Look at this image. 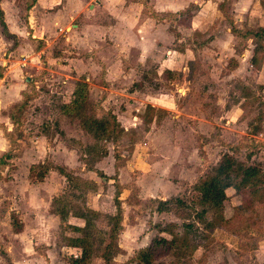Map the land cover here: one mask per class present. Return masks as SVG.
Here are the masks:
<instances>
[{
	"label": "rangeland",
	"instance_id": "rangeland-1",
	"mask_svg": "<svg viewBox=\"0 0 264 264\" xmlns=\"http://www.w3.org/2000/svg\"><path fill=\"white\" fill-rule=\"evenodd\" d=\"M93 6L0 0V157L10 155L0 165V264H68L78 254L68 248L79 236L71 214L87 207L98 211L91 264H103L97 241H107L115 194V264H134L170 225L187 245L152 264H264V199L237 210L227 190L223 220L211 221L192 191L223 155L264 174V72L249 67L263 45L264 0ZM122 11L133 12L118 18ZM138 26L135 47L128 30ZM261 48L252 56L258 63ZM78 83L79 110L66 112ZM92 119L106 123L104 133L89 127ZM58 211L68 218L59 221Z\"/></svg>",
	"mask_w": 264,
	"mask_h": 264
},
{
	"label": "trees",
	"instance_id": "trees-1",
	"mask_svg": "<svg viewBox=\"0 0 264 264\" xmlns=\"http://www.w3.org/2000/svg\"><path fill=\"white\" fill-rule=\"evenodd\" d=\"M264 33V28L260 30ZM253 38L256 34L251 35ZM264 45V40H263ZM261 45V47H263ZM254 48L253 56L259 50L260 52L263 48ZM255 57H251L250 62L253 66L256 65L257 61L254 60ZM190 62L187 63L189 67ZM167 74L170 71H163ZM85 86L82 84H76L74 90L70 92L71 101L69 104L64 105V109L69 113H77L80 107V100H82V95L84 93ZM259 89L263 90L264 86H260ZM18 110H22V105L17 107ZM8 118L12 125L17 123V119L14 114L9 113ZM89 127L92 128L94 132L104 133L106 129V123L103 120L92 119L88 121ZM10 158L9 153H6L0 157V165ZM65 171L58 169V173L67 178ZM102 179H106L100 176ZM231 190L235 197L239 198V208L237 210H251L253 205L261 202L264 199V174L258 168V165L244 166L243 164L236 162L229 155H223L217 162V164L212 167L211 172L205 178L199 180V183L192 190L196 197V205L202 208V214L205 212H211V221H221L223 220L222 210L224 202L227 199L226 191ZM118 194L114 196V204L117 208V213L114 216H107V226L108 231L106 234L107 241L104 243V239H99L97 242L101 246V253L99 258L103 264H115L112 259L116 252L118 251V246L116 243L117 233L120 228V201L118 199ZM249 197V198H248ZM165 202V201H164ZM178 202V201H177ZM180 203V202H178ZM59 218V221L63 222L68 218V213L63 211L55 212ZM98 216V211L90 209L87 207L84 214H71V217L75 220L80 221L79 226L68 224L69 228L79 236L68 238V247L78 251L77 255L71 256L68 259V264H91V254L95 246L96 239L92 233L94 224L92 219ZM15 217L11 216L10 226L14 232H18L19 222ZM167 229H161L157 236L150 239L148 245L139 250L134 258V264H152L154 261L165 257L170 249L173 247L185 248L187 245L186 237L180 236L172 231L173 225H170ZM165 234L169 237L161 236Z\"/></svg>",
	"mask_w": 264,
	"mask_h": 264
},
{
	"label": "crops",
	"instance_id": "crops-1",
	"mask_svg": "<svg viewBox=\"0 0 264 264\" xmlns=\"http://www.w3.org/2000/svg\"><path fill=\"white\" fill-rule=\"evenodd\" d=\"M101 2H102V0H94V8H95V6L96 7H100V5H101ZM98 4V5H97ZM89 6H91V5H89ZM133 11H122V12H119L118 14H116V16H119L118 18H128V17H131L130 16V14L132 13ZM133 16L134 17H136L135 16V13L133 14ZM73 27H75L76 28V26H73ZM107 26H105L104 27V25H103V29H105ZM123 27H125V24L123 23V25L121 26V24L118 26V27H116V28H114V30H116L117 31V35L119 36L120 35V33L121 32H123L124 31V28ZM74 28V29H75ZM136 27H134L133 28V30H128L129 31V35L130 36H128V37H130L131 38V40H133V41H135V42H133V43H135L134 44V46L136 47V42H137V44H140V39L142 38V37H139V33L141 34V30L139 29V26L137 27V29H135ZM139 46V45H138ZM254 49V48H253ZM253 49H252V55H251V57L253 56ZM250 59L251 58H249V67L250 68H252L254 71H256V73L257 74H260V75H262L263 74V72H264V63H256V65L255 66H253L252 64H251V62H250ZM24 62H25V66H26V61L25 60H23ZM22 62V61H21ZM261 62V61H260ZM260 64H261V67H260ZM19 66V65H18ZM24 66V67H25ZM24 67H20L19 66V68H24ZM166 70H168L169 71V69H166ZM4 78V77H3ZM2 78V79H3ZM1 79V80H2ZM261 86H263L262 84H260ZM10 87H13V86H9V91H11L10 90ZM7 92V91H6ZM4 98H6V97H4ZM9 123H10V120H9V118H8V116H6V118H5ZM118 191H121V189H117ZM121 193V192H120ZM118 195H120V194H118ZM118 199H119V201H120V204H121V199H120V196H118ZM88 208H90V207H88ZM90 209H93V208H90ZM93 210H96V209H93ZM74 221H75V219L74 218H72ZM76 222H78V223H73L72 225H75V226H79L80 225V221H78V220H76ZM69 248V247H68ZM75 250V249H74Z\"/></svg>",
	"mask_w": 264,
	"mask_h": 264
},
{
	"label": "built area",
	"instance_id": "built-area-1",
	"mask_svg": "<svg viewBox=\"0 0 264 264\" xmlns=\"http://www.w3.org/2000/svg\"><path fill=\"white\" fill-rule=\"evenodd\" d=\"M19 66H20V67H24V66H25V62H24V61L20 62V63H19Z\"/></svg>",
	"mask_w": 264,
	"mask_h": 264
}]
</instances>
